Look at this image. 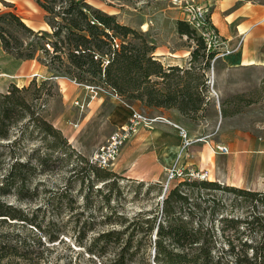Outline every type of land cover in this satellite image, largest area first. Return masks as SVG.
I'll return each instance as SVG.
<instances>
[{"label": "trees", "instance_id": "16d2710c", "mask_svg": "<svg viewBox=\"0 0 264 264\" xmlns=\"http://www.w3.org/2000/svg\"><path fill=\"white\" fill-rule=\"evenodd\" d=\"M36 2L50 31H35L13 11H0L5 53L26 60L41 50L45 60L37 59L51 69L107 88L125 102L172 107L192 121L211 116L209 73L219 57L185 19L176 21V29L193 41L188 64L165 66L154 55L155 44L115 14L85 0ZM52 90L45 77L10 83L0 92V222L31 225L40 234L30 241L0 233V264L38 256L50 250L48 244L61 243L63 234L80 248L70 251L101 264H150L141 262L144 254L154 264H264V191L185 178L163 194L159 182L97 167L50 119ZM262 95L264 77L255 98L236 93L219 99L220 114H239ZM61 169L66 174L56 181ZM8 196L18 203L7 202ZM128 202L142 207L129 213Z\"/></svg>", "mask_w": 264, "mask_h": 264}, {"label": "crops", "instance_id": "0c3cea01", "mask_svg": "<svg viewBox=\"0 0 264 264\" xmlns=\"http://www.w3.org/2000/svg\"><path fill=\"white\" fill-rule=\"evenodd\" d=\"M193 1L206 9L212 27L233 49L218 59L215 70H212L213 85L215 81H218L217 72L220 65L225 71L264 69V0ZM23 21L33 27L30 20L23 19ZM43 27L48 28L46 24ZM191 50L192 47L175 43L155 44L154 55L165 66L183 67L188 64ZM51 74L37 58L20 60L5 53L0 46V92L5 91L10 83L23 86L28 84L33 77L45 78ZM54 81V88L64 108L53 115V124L62 131L75 149L89 155L92 152L91 147H82L79 139L83 134L85 124L99 109L101 110L102 105H106L107 99L99 91L93 94L84 84L73 80L56 77ZM260 89L261 87L258 91ZM216 94L217 96H214L210 93L213 99L209 106H206L210 108L211 116L195 121L181 115L177 109L172 107L143 106L139 102L112 99L110 108L105 111V121L109 127L103 136L106 139L126 122L133 110L140 108L146 115L161 116L169 123L160 122L154 124L152 128H139L121 147L113 166L107 169L126 178L162 184L165 178L161 174H166L167 168L183 166L186 169L206 171L207 180L264 191V134L256 136L245 132L240 136L241 138L217 140L214 132L217 122H220L221 128V123L231 116H221L219 99L222 97ZM76 101L86 102L85 111L83 110L79 115L78 123L75 122L76 118L73 119V115L78 114L77 109L71 113L72 115L70 114L72 103L75 104ZM258 102L259 100L245 106L243 110ZM82 113L85 114L82 116ZM261 124L264 126V122ZM180 129H183L186 137L191 140L200 135H204L205 140L193 141L187 147H182ZM216 143L226 145L229 152L227 154L214 152L211 146Z\"/></svg>", "mask_w": 264, "mask_h": 264}, {"label": "rangeland", "instance_id": "374dc122", "mask_svg": "<svg viewBox=\"0 0 264 264\" xmlns=\"http://www.w3.org/2000/svg\"><path fill=\"white\" fill-rule=\"evenodd\" d=\"M6 2L4 5L0 0V11H13L17 14L22 20L27 19L33 23V27L38 28L41 27L42 30L50 31V28L46 24L44 20V11L37 4L36 0H3ZM91 6L100 9L103 12L108 14L114 13L120 22L128 24L139 31L143 32L148 39L157 45L170 44L175 43L176 45L187 47L189 44L193 45V41L186 39L185 36H180L176 29V21L178 19L186 18L185 12L182 7L179 6L178 2L173 3V0H85ZM189 3H195L193 0H188ZM182 10V13H181ZM26 22V21H24ZM29 24L28 22H26ZM25 23V24H26ZM46 24L48 28H44L43 25ZM30 26V25H28ZM37 26V27H36ZM32 27V26H31ZM35 58H42L45 60V56L41 50L36 52ZM221 58V57H219ZM38 61H40L38 59ZM41 62V61H40ZM44 64L47 69L52 73L51 76L48 77V81L53 84L52 95L47 98L46 108L50 115V119H53V115L61 110H63V103L61 98L58 95L57 90L54 88L56 77H62L64 79H70V77L60 74L57 71L51 69L47 66L46 62H41ZM210 75H214L212 70H210ZM217 80L214 84V90L219 94L220 97H225L228 95H232L237 92H248L252 97L258 96V90L261 87V80L264 77V69L261 68H251V69H237L225 71L223 70V66H218L217 72ZM37 79H42V77H33ZM83 84V83H79ZM85 84V83H84ZM87 85V84H85ZM98 91L106 97V105L101 106V110L96 112L95 115L85 124L83 129V134L79 139L82 147H91L90 151H94L99 145H101L106 138H104L105 132L109 129L107 123L105 121V111L110 108L112 99L117 100L120 99L114 96V93L100 86ZM75 101V100H74ZM264 97L259 99V102L256 103L252 107H248L244 109L242 113L233 115L227 118L223 123L217 122V125L214 129L215 138L217 140H234L236 138H241L240 136L249 132L252 135H262L264 134V126H262V122H264ZM78 112L77 115H73V119L76 118V123L80 118L81 112L83 110H79L74 102L70 108L71 112L74 110ZM140 112L144 113L142 109H138ZM85 111V110H84ZM85 113H82V116ZM72 115V114H71ZM75 116V117H74ZM53 122V121H52ZM77 125V124H74ZM108 128V129H107ZM142 129V128H141ZM211 129V128H209ZM208 129H205L207 131ZM145 131H147L145 129ZM209 131V130H208ZM207 133V132H205ZM203 137L204 135H200ZM82 152V151H81ZM90 152V154L92 153ZM86 155L85 152H82ZM89 154V155H90ZM89 155H86L89 157ZM62 174H66L65 170L61 169V171H57L53 176L56 181L60 180V176ZM166 176V174H161V176ZM43 177V174L39 175L37 179ZM9 203H18L14 200L13 196H8L4 198ZM19 205L22 207H26L29 204L26 202H19ZM127 211L132 213L140 209L141 204L136 203H126ZM32 206H36L33 204ZM145 207H149L150 204L147 203L144 205ZM65 220V217L63 218ZM13 221L0 222V233L6 232H14L20 235H24L29 237L31 241L32 238L36 237V234L40 236L39 232L31 225L23 226L18 223H9ZM154 235H152V238ZM62 239L61 243H54L52 247L51 244L50 250L43 251L38 256H34L30 259H22V258H13L9 262L10 264H65L70 262L71 264H101L100 259L92 256L89 259L86 255H77L76 252L70 251V248H74L75 251L80 249L72 244L68 235H62L60 237ZM43 240V238H41ZM43 247H40L42 249ZM3 260V262H5ZM149 261L152 264V257L143 255L141 258V262Z\"/></svg>", "mask_w": 264, "mask_h": 264}, {"label": "built area", "instance_id": "2783aa9c", "mask_svg": "<svg viewBox=\"0 0 264 264\" xmlns=\"http://www.w3.org/2000/svg\"><path fill=\"white\" fill-rule=\"evenodd\" d=\"M188 0H173V3L179 4L180 7L185 12L186 18H184L190 26H192L199 34H201L206 43V47L211 50L217 51L215 57H221L223 54L229 53L233 49L230 48L224 40L217 34V32L209 26L206 21L208 18L206 14V9L195 3H189ZM74 81V80H73ZM85 85V84H84ZM213 80L212 75L209 77V87L210 93L217 96L216 92L213 90ZM93 94H96L100 89L97 86L85 85ZM115 97H118L114 94ZM119 98V97H118ZM75 105L79 110H83L86 107V102L76 101ZM160 122H168L165 118L161 116H149L139 110H133L124 124L118 127L108 138L99 145L90 155L89 160L91 163L100 168H109L113 166L117 160L118 154L121 147L133 136V134L141 127L152 128L154 124ZM180 136L182 137V147H187L193 141L205 140V137H195L193 140L186 137L183 129H180ZM212 150L216 153L227 154L229 149L226 145L216 143L211 146ZM206 171L186 169L183 166H171L166 169V176L162 183L163 194L167 191L171 185L183 179H207ZM163 194L158 197L159 200L162 199ZM152 264L154 262L152 261Z\"/></svg>", "mask_w": 264, "mask_h": 264}, {"label": "water", "instance_id": "95a60500", "mask_svg": "<svg viewBox=\"0 0 264 264\" xmlns=\"http://www.w3.org/2000/svg\"><path fill=\"white\" fill-rule=\"evenodd\" d=\"M89 4V3H88ZM111 14H114V13H111ZM27 25V24H26ZM28 26V25H27ZM30 28H32L33 30H42V28L41 27H38V28H35V27H31V26H29ZM37 27V26H36ZM153 252H154V248H153V250H152V254H153Z\"/></svg>", "mask_w": 264, "mask_h": 264}]
</instances>
